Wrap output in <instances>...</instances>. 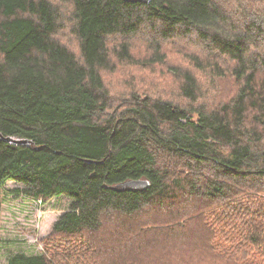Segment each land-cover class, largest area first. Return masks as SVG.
Returning <instances> with one entry per match:
<instances>
[{"label":"trees","instance_id":"trees-1","mask_svg":"<svg viewBox=\"0 0 264 264\" xmlns=\"http://www.w3.org/2000/svg\"><path fill=\"white\" fill-rule=\"evenodd\" d=\"M243 1L0 0V214L7 181L71 200L50 257L8 264H264V0ZM146 31L182 64L138 58ZM118 65L156 81L113 92ZM132 179L150 187L110 189Z\"/></svg>","mask_w":264,"mask_h":264},{"label":"rangeland","instance_id":"rangeland-1","mask_svg":"<svg viewBox=\"0 0 264 264\" xmlns=\"http://www.w3.org/2000/svg\"><path fill=\"white\" fill-rule=\"evenodd\" d=\"M69 0H63V3H67ZM229 1V0H228ZM233 1V7L240 12L239 3L235 4ZM239 1V0H238ZM263 0H244L243 4L248 7L255 6L263 10ZM58 4V0H53ZM65 4L63 7L65 8ZM68 12L70 7H67ZM61 31L58 34V39L63 44L79 51L77 39L72 33L71 25L69 22L61 24ZM139 36V35H137ZM132 36V49L138 58L148 59L155 52H159L161 55L167 56L168 65H181L182 59L184 58L180 52L181 49L176 48V44H170L171 48H166L165 44L161 45V48L155 49V46L159 47L156 40L161 42L162 40L157 37H152L148 31L142 33L139 37ZM141 43L138 39L147 41ZM192 37L190 39H194ZM161 40V41H159ZM189 40V38H188ZM150 47V48H149ZM151 47H154L152 49ZM168 47V46H167ZM203 50V49H202ZM203 57L208 56L205 50L199 52ZM217 59V57H216ZM223 62V60H221ZM113 63H116L113 61ZM159 67V66H157ZM117 77H114L109 82L110 88L113 92H118V88L123 90L121 77L128 75L129 79H134L143 82V80L155 82V78L142 67H129V66H117ZM108 75V74H105ZM109 76V75H108ZM107 77V76H106ZM115 81V84L114 82ZM202 81H205L202 80ZM228 85H224V89L230 88L225 91V99L229 97L233 92L236 91L237 86H232L229 82H224ZM149 85L148 83H145ZM264 145V143H263ZM24 188L23 184L7 181L2 189L1 195V214H0V264H8L11 256L17 253H24L26 255H34L38 253L48 252L46 249V243L53 232V226L56 221L67 211L70 204V199L65 196H59L53 198L51 201L45 203L41 200H35L27 197L21 191ZM55 241V239H54ZM57 241V240H56ZM49 246L53 244H48ZM51 253L48 252L50 257Z\"/></svg>","mask_w":264,"mask_h":264},{"label":"water","instance_id":"water-1","mask_svg":"<svg viewBox=\"0 0 264 264\" xmlns=\"http://www.w3.org/2000/svg\"><path fill=\"white\" fill-rule=\"evenodd\" d=\"M126 2L130 3H144V4H149L152 0H124ZM0 136H2L0 134ZM9 142H14L16 144H27L29 141L27 140H16L11 137L6 139ZM150 187V182L148 180H127L120 182L114 186H111L110 189L118 192V193H123V192H143L147 190Z\"/></svg>","mask_w":264,"mask_h":264}]
</instances>
